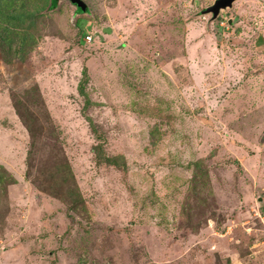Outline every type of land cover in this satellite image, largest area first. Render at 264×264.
Listing matches in <instances>:
<instances>
[{
  "label": "rangeland",
  "instance_id": "rangeland-1",
  "mask_svg": "<svg viewBox=\"0 0 264 264\" xmlns=\"http://www.w3.org/2000/svg\"><path fill=\"white\" fill-rule=\"evenodd\" d=\"M22 1L0 0V264L264 262V0Z\"/></svg>",
  "mask_w": 264,
  "mask_h": 264
},
{
  "label": "trees",
  "instance_id": "trees-1",
  "mask_svg": "<svg viewBox=\"0 0 264 264\" xmlns=\"http://www.w3.org/2000/svg\"><path fill=\"white\" fill-rule=\"evenodd\" d=\"M59 2H60V0H50V7L52 9L57 8L58 5H59ZM21 3H22V6H23V4L26 5V1H24V0ZM78 10L80 11V9H77V11ZM207 12H208V9H207ZM22 19H23V17L21 16V21H22ZM86 28H87L86 32L83 30L82 33H81L82 38L84 36H88V35L91 34L90 33V30H89L90 27H86ZM82 38L80 39V42H81ZM84 77H85V79H88V77H87V71L86 70L84 71ZM85 85H86V81L84 80V82L83 83L82 82L79 83V86H78V91H79L80 95L83 96V97H85L86 94H87L86 93V90H85ZM89 103H90V101H87L86 100V104L89 105ZM94 131H95V129L93 128V132ZM93 151L95 153L97 162L99 164L100 163L101 164L102 163H106V164L113 165V166L118 167V168H125V163L121 161L123 158L122 157H117V156H109V155H107L106 152H105V150H104V148H103V145L101 143L97 144L93 148ZM11 177H13V176H11ZM0 180L2 181V178L1 177H0ZM13 181L16 182L15 177H14V180ZM262 263H260V264H262Z\"/></svg>",
  "mask_w": 264,
  "mask_h": 264
},
{
  "label": "water",
  "instance_id": "water-1",
  "mask_svg": "<svg viewBox=\"0 0 264 264\" xmlns=\"http://www.w3.org/2000/svg\"><path fill=\"white\" fill-rule=\"evenodd\" d=\"M77 9H80L82 13H87L89 7L84 0H68ZM236 0H216L214 5L208 9V12H212L215 16L219 14L222 9L231 7Z\"/></svg>",
  "mask_w": 264,
  "mask_h": 264
},
{
  "label": "built area",
  "instance_id": "built-area-1",
  "mask_svg": "<svg viewBox=\"0 0 264 264\" xmlns=\"http://www.w3.org/2000/svg\"><path fill=\"white\" fill-rule=\"evenodd\" d=\"M93 39V37H92V35L90 34V35H88V36H86V40L87 41H91ZM262 264H264V262L262 263Z\"/></svg>",
  "mask_w": 264,
  "mask_h": 264
},
{
  "label": "flooded vegetation",
  "instance_id": "flooded-vegetation-1",
  "mask_svg": "<svg viewBox=\"0 0 264 264\" xmlns=\"http://www.w3.org/2000/svg\"><path fill=\"white\" fill-rule=\"evenodd\" d=\"M89 11V10H88Z\"/></svg>",
  "mask_w": 264,
  "mask_h": 264
}]
</instances>
